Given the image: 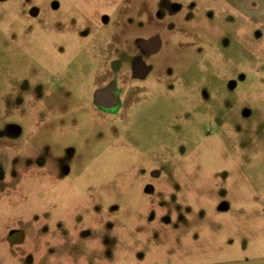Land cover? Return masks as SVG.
Here are the masks:
<instances>
[{"label": "rangeland", "instance_id": "rangeland-1", "mask_svg": "<svg viewBox=\"0 0 264 264\" xmlns=\"http://www.w3.org/2000/svg\"><path fill=\"white\" fill-rule=\"evenodd\" d=\"M98 78L121 112L94 106ZM10 122L0 264H264V0H0Z\"/></svg>", "mask_w": 264, "mask_h": 264}, {"label": "flooded vegetation", "instance_id": "flooded-vegetation-1", "mask_svg": "<svg viewBox=\"0 0 264 264\" xmlns=\"http://www.w3.org/2000/svg\"><path fill=\"white\" fill-rule=\"evenodd\" d=\"M132 0H130L131 2ZM129 2H127V6H129ZM172 11L176 12L179 10V6H172ZM125 10V9H124ZM122 9L119 12L124 11ZM126 11V10H125ZM141 12L146 13V23L147 24H157L159 26H163V20L165 19L166 15H164L162 10L153 11L150 5H146L145 8L141 10ZM163 47V40L159 33L151 34L147 37H144L139 42V48L143 52V54L135 55L134 56V71L133 75L136 78H144L149 75L150 73V66L145 59V56L157 53ZM103 79L98 78L96 81V87L94 88L93 92V102L94 106L102 113L108 114H117L121 112L126 106V101L122 96V89L119 87V82L116 79H110L107 83H102ZM41 87H39L40 89ZM65 88V87H64ZM63 88V89H64ZM66 89V88H65ZM68 90V89H66ZM126 93V92H125ZM20 102L22 99L19 100ZM23 104V101L21 102ZM3 136L0 138H6L8 140H18L21 137V134L24 132L23 127L18 124L17 122H10L5 126ZM148 170L144 168L139 169V173H147ZM149 174L153 177H159L160 172L157 170H151ZM148 189L151 186L147 187Z\"/></svg>", "mask_w": 264, "mask_h": 264}]
</instances>
